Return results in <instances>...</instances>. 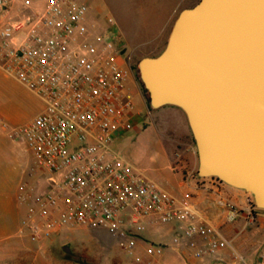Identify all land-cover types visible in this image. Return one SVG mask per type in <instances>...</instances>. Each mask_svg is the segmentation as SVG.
Segmentation results:
<instances>
[{
  "label": "built area",
  "instance_id": "2783aa9c",
  "mask_svg": "<svg viewBox=\"0 0 264 264\" xmlns=\"http://www.w3.org/2000/svg\"><path fill=\"white\" fill-rule=\"evenodd\" d=\"M91 9L78 0H47L42 6L0 0V67L43 104L29 123L10 130L48 176V189L29 196L35 204L26 220L29 236L40 241L68 229L103 228L131 254L134 235L151 219L179 224L192 246L199 239L194 259L214 256L230 245L219 230L188 199L179 201L112 150L135 125V104L126 91L129 72L113 20L106 17V26L94 32ZM175 168L204 179L181 164ZM225 210L226 221L234 222L237 207L229 202ZM145 250L148 257L164 254L158 246ZM256 264H264V249Z\"/></svg>",
  "mask_w": 264,
  "mask_h": 264
},
{
  "label": "water",
  "instance_id": "95a60500",
  "mask_svg": "<svg viewBox=\"0 0 264 264\" xmlns=\"http://www.w3.org/2000/svg\"><path fill=\"white\" fill-rule=\"evenodd\" d=\"M152 110L185 115L197 175L252 195L264 210V0H199L160 54L137 63Z\"/></svg>",
  "mask_w": 264,
  "mask_h": 264
},
{
  "label": "rangeland",
  "instance_id": "374dc122",
  "mask_svg": "<svg viewBox=\"0 0 264 264\" xmlns=\"http://www.w3.org/2000/svg\"><path fill=\"white\" fill-rule=\"evenodd\" d=\"M46 1L33 0L36 6L43 5ZM78 1L92 7L89 20L93 25L90 28L94 32L106 26L104 20L106 17L113 20L118 46L120 50H125L120 58L130 74L126 91L133 94L136 106H143L141 98L134 92L135 81L148 105V112L143 113L142 121L135 124L122 136V139L115 140L112 150L165 190L160 178L169 172L164 168V155L169 154L173 165L181 164L185 170H191L193 168H191L187 149L196 151V146L185 115L180 109L167 106L157 111L149 107L148 95L139 79L137 63L143 56H154L164 49L175 13L194 6L199 0ZM42 110L41 100L0 67V188L15 193V207L18 215L26 220L31 210L35 208L29 196L33 197L48 189V176L44 168L36 163L34 155L21 139L10 136V130L29 123ZM196 169L198 170L197 167L193 169L194 173ZM249 196L254 204L252 195L249 194ZM177 230L182 242L192 241L184 236L183 229L177 227ZM25 233L29 234L27 228ZM65 236L71 241L61 240ZM134 237L137 245L131 254L123 251L118 245V238L103 228L78 227L60 236L53 235L40 241L29 238L34 250H51V243L47 245L44 243L53 242L52 246L58 250H66L62 253L65 258L69 257L79 264H179L171 259L173 256L168 257L170 250H166L162 257H148L145 253L147 246L163 248L164 245L159 241L151 242L144 239L142 233ZM63 241L66 245L62 248ZM68 250L80 251L77 253ZM249 252L256 254L255 250H249ZM172 253L175 254L174 251ZM242 255L246 263L251 264L244 252ZM136 256L141 257L142 261L137 262ZM236 259L239 261L237 257ZM240 263L243 264L241 259Z\"/></svg>",
  "mask_w": 264,
  "mask_h": 264
},
{
  "label": "crops",
  "instance_id": "0c3cea01",
  "mask_svg": "<svg viewBox=\"0 0 264 264\" xmlns=\"http://www.w3.org/2000/svg\"><path fill=\"white\" fill-rule=\"evenodd\" d=\"M179 12L175 13L173 23ZM124 52L125 50H121L122 55ZM134 84V92L143 103L142 107H138L134 103V122L137 124L142 121L143 113L148 112V105L135 81ZM120 139L122 136L117 140ZM187 150L191 168H198L195 149L188 148ZM164 163V168L169 171L160 177L165 191L179 201L188 199L199 210L200 215L219 230L230 245L219 251L216 256L202 260L194 259L192 251L202 244L199 239L195 242V246L191 245V241L182 242L177 230V227L180 228V226L177 223L160 225L151 219L144 220L143 238L151 242L159 241L160 244L164 245V254L166 250H170L168 257L173 256L171 259L179 264H211L216 259L223 260L226 264H241L240 259L244 260L242 252L248 256L251 264H256L259 257L258 252L264 249V210L253 207L252 200L245 191L228 186L215 178L196 180L186 177L185 173L176 170L169 154L164 155ZM193 169L186 170V172H193ZM195 173H197V169ZM229 202L233 203L239 212L237 219L231 223L225 219V204ZM25 228L26 219L19 217L15 207V193L0 188V264H79L69 257L65 258L62 253L66 250H58L52 246L54 245L53 242L44 243V245L51 243V250H34L29 234L25 233ZM75 229H68L56 235L60 236L62 233ZM61 240L71 241L66 236ZM65 245L64 242L62 248ZM140 250L142 249L140 248ZM249 250H255L256 254L250 253ZM68 251L77 252L80 250ZM172 251L175 252L174 255Z\"/></svg>",
  "mask_w": 264,
  "mask_h": 264
},
{
  "label": "trees",
  "instance_id": "16d2710c",
  "mask_svg": "<svg viewBox=\"0 0 264 264\" xmlns=\"http://www.w3.org/2000/svg\"><path fill=\"white\" fill-rule=\"evenodd\" d=\"M216 179V178H215ZM253 205V207L255 206L254 204H252Z\"/></svg>",
  "mask_w": 264,
  "mask_h": 264
}]
</instances>
